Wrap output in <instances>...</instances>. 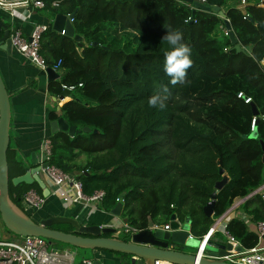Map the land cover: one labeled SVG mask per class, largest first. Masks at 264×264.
Segmentation results:
<instances>
[{"label": "trees", "instance_id": "1", "mask_svg": "<svg viewBox=\"0 0 264 264\" xmlns=\"http://www.w3.org/2000/svg\"><path fill=\"white\" fill-rule=\"evenodd\" d=\"M226 1L203 3L223 9L243 51L234 50L215 11L195 8L191 14L187 1L59 0L52 6L43 0L52 15L74 11L71 23L80 36L79 44L50 24L40 34V55L47 65L59 60L61 70L58 79L48 81V90L62 98L48 116H62L80 129L73 135L51 132L48 161L76 173L83 193L101 189L103 210L123 192L122 217L138 229L147 217L166 222L174 213L178 220L188 217L190 233L200 236L233 198H243L239 207L247 220L231 216L225 229L247 248L257 243L249 225L264 221V201L257 192L249 194L264 181V0H243L242 7ZM171 30L183 33L194 61L186 81L175 86L164 71L162 49L169 46L161 42ZM59 82L80 85L65 91ZM165 86L167 107H149V97L163 95ZM252 128L255 136L249 135ZM13 148L8 142V194L24 210L18 201L26 190L33 187L41 195V188L35 181H10L21 169ZM211 192L207 216L202 206ZM82 258L72 264H82Z\"/></svg>", "mask_w": 264, "mask_h": 264}, {"label": "water", "instance_id": "2", "mask_svg": "<svg viewBox=\"0 0 264 264\" xmlns=\"http://www.w3.org/2000/svg\"><path fill=\"white\" fill-rule=\"evenodd\" d=\"M191 3L193 14L195 8L204 10L215 11L216 14L222 19L223 25L226 28V34L235 51H243L240 47L233 32L231 31L227 19L224 17V12L218 5L208 6L199 0H183ZM74 11L68 14L56 13L51 21V27L56 31L73 37L80 44V36L74 33L73 26L69 18L73 17ZM11 47L9 38V27L0 15V48L9 51ZM45 72L48 79H56L61 73L55 71L47 66ZM253 114H257V109L254 103H250ZM9 96L8 91L3 83L0 75V223L2 227L9 230L13 234L19 235H38L44 237L47 242H61L74 246L75 248H89L94 251L96 248L112 250L120 253L123 260H127L125 264H153L155 259L166 260L175 264H236L226 261L223 258L215 256L228 252L231 244L227 240H212L208 239L202 249L206 255H199L197 249V238L194 236H187V228H189V219H183L182 228L179 229L176 222L174 213L168 217V229H163L159 224L153 226L150 217H147L146 226L128 235L114 234L115 226L110 223H81L74 216L65 214H49V215H33L28 213L25 209L20 208L8 194V171L6 161V148L9 141L8 127H9ZM49 130H64L69 135H73L80 129L74 125L67 124V122L58 116L49 120ZM81 130L87 131V126H82ZM250 136H255V128L249 133ZM262 150L264 151V143L261 142ZM264 160V153L262 155ZM43 152L29 154V159L22 160L21 165L23 172L10 177V181L15 184L18 182L31 183L37 182L41 188V194L46 196L49 192L43 178L38 174L41 166L47 164ZM219 172L222 169L219 167ZM226 176L218 179L214 183V188H219ZM251 191L249 194L254 192ZM123 192L118 194V200L108 210V214L118 217L120 214ZM248 194V195H249ZM14 195V194H12ZM215 193L211 192V199L208 200L203 206L202 211L205 215L210 216L213 209V198ZM247 196V195H246ZM244 196V197H246ZM243 199V198H242ZM34 211L36 208H32ZM121 221H126L125 217H121ZM53 223H67L72 229L70 231L51 227ZM264 237V234L262 235ZM183 245L194 246L193 252L182 249ZM235 249H243L237 243ZM93 264H99L97 260H93Z\"/></svg>", "mask_w": 264, "mask_h": 264}, {"label": "crops", "instance_id": "3", "mask_svg": "<svg viewBox=\"0 0 264 264\" xmlns=\"http://www.w3.org/2000/svg\"><path fill=\"white\" fill-rule=\"evenodd\" d=\"M225 5L238 6V3L227 0ZM220 9L223 11L222 8ZM0 15L7 23L9 30L12 26H17L23 33H28L34 23L51 25L54 16L48 9L35 7H18L13 12L0 10ZM260 63L264 67V55L261 57ZM0 75L6 90L9 92L8 142L14 147L13 155H19L18 157L27 161L31 152H43L41 148L42 138L48 137L51 133L48 115L52 109L61 104L62 98L48 90V81L51 79L47 78L45 69L39 68L12 46L9 51L0 48ZM65 97L67 98V96ZM22 165L18 174L23 172ZM38 174L43 178L40 170ZM46 185L49 192L46 196L41 194L44 199L41 205L32 211L33 215L65 214L76 217L81 223L103 224L108 222L114 226H117L121 221V215L114 217L108 214V211L100 207L98 200H92L86 204L79 202L66 204L51 191V187L47 183ZM255 189L264 190V181ZM240 201H236L235 205L227 211L228 215L225 213L224 218L233 215L247 218V215L239 207ZM214 220L211 224L215 223ZM249 227L254 228V225L250 224ZM10 235L14 234L4 227L0 228V238H8L11 237ZM210 239L217 241L222 239L223 241L225 237L223 235L220 237L210 236ZM256 244L258 246L264 245V237L258 238ZM88 251L92 253V256L85 258L97 260L99 264H125L120 254L115 251L101 248H96L94 251L88 249Z\"/></svg>", "mask_w": 264, "mask_h": 264}, {"label": "built area", "instance_id": "4", "mask_svg": "<svg viewBox=\"0 0 264 264\" xmlns=\"http://www.w3.org/2000/svg\"><path fill=\"white\" fill-rule=\"evenodd\" d=\"M203 2L204 0H199ZM59 0H50V5L55 6ZM244 4L243 0H239L238 5L242 7ZM43 0H0V10H6L13 12L18 7H35L43 8ZM227 19V18H226ZM72 20V17L69 18ZM45 23H34L28 33H23L19 27L12 26L9 30V38L11 46L21 55L29 59L32 63L37 65L41 69H45L47 66L51 67L55 71L59 72V60L52 65H47L43 57L39 53V38L40 34L47 28ZM223 33H226V28L220 25ZM62 33V31H59ZM78 83H65L59 82V86L65 91H71ZM240 95V92L236 93ZM244 101H249V97H244ZM49 139L43 137L41 141V148L45 155V159L48 161L49 155ZM40 172L43 175L45 183L51 188V191L57 195V197L63 203H88L92 200H100L103 191L101 189L94 190L91 194H85L81 190V183L78 179V175L74 172H63L61 169L51 164L49 161L46 165L40 167ZM259 194V197L264 201V190H255ZM252 192V193H254ZM44 197L39 195L34 189L30 188L22 196L23 203L29 208H37L41 205ZM240 197L233 198L231 204L224 210L220 215L213 217L215 219L214 224H210L208 229L200 236H194L197 238V251L199 255H206L207 253L202 249L205 242L210 239L213 232H219L225 237L231 247L228 252L215 256L217 258H223L228 262L236 264H264V245L258 246L257 244L251 247H243V249H235V245L239 243L236 238L230 235L226 229V221L230 218H224L227 211L235 205L236 201H240ZM26 210V209H25ZM226 213V214H225ZM175 215V214H174ZM228 215V214H227ZM234 216V215H233ZM240 217V216H239ZM241 218L247 220V218L241 216ZM178 223V228H182L183 220L174 218ZM212 223V222H211ZM159 225L153 222V226ZM163 229H168V220L160 224ZM254 228L257 233V239L262 237L264 234V221H257L254 224ZM121 230L125 235L131 234L138 228L128 224L126 221H120L115 230ZM187 230V236H193L189 228ZM12 238H0V264H72L74 251L69 248L57 249L51 245L52 242H47L44 237L38 235H19L14 234ZM240 244V243H239ZM164 262V263H163ZM82 264H93V260L90 258L83 257L81 259ZM153 264H175L166 260L155 259ZM195 264V263H194Z\"/></svg>", "mask_w": 264, "mask_h": 264}, {"label": "clouds", "instance_id": "5", "mask_svg": "<svg viewBox=\"0 0 264 264\" xmlns=\"http://www.w3.org/2000/svg\"><path fill=\"white\" fill-rule=\"evenodd\" d=\"M224 26V25H223ZM161 42L167 44V49L164 51V71L170 77V83L175 86L183 84L186 81L188 70L193 66L192 48L187 43L183 42V33L180 31H167L161 39ZM168 88H163V95L160 93L149 97V107L163 110L167 107ZM156 223V222H155Z\"/></svg>", "mask_w": 264, "mask_h": 264}, {"label": "rangeland", "instance_id": "6", "mask_svg": "<svg viewBox=\"0 0 264 264\" xmlns=\"http://www.w3.org/2000/svg\"><path fill=\"white\" fill-rule=\"evenodd\" d=\"M18 156H19V155L15 156V157L18 158ZM9 168H11L10 164H9ZM18 204H19L21 207H23L24 209H26V211L29 212V213H31V212L33 211V209L29 208L27 205H25V204L23 203V200H19V201H18ZM119 215L123 216V212H120ZM163 219H164V217L159 216L158 218L155 219V222L158 223V224H161L162 221H163ZM0 225H1V223H0ZM52 226H53V227H56V228H58V229H62V230H64V229H65V230H69V229L71 228V226H69V224H67V223H53ZM1 227H2V225H1ZM1 227H0V228H1ZM114 234L120 236V235H124V232H122L121 230L118 229V230H115V231H114ZM220 235H221V234H220ZM10 236H11V235H10ZM12 237H15V236L12 235L11 237H8V238H12ZM219 237H220V236H219ZM221 240H222V239H221ZM51 245H52L53 247H56L57 249L64 248V247H66V248H67V247H68V248H71V249L74 251V259H75V260L79 259L81 256H84V257H86V256H92V253L88 251L89 248L87 249V248H80V247H78V249H76V248H74L73 246H69V245H67V244H65V243H60V242H52ZM72 247H73V248H72ZM182 249H183V250H186V251H191V252H193L194 249H195V247H194V246H191V245H183V246H182Z\"/></svg>", "mask_w": 264, "mask_h": 264}, {"label": "bare ground", "instance_id": "7", "mask_svg": "<svg viewBox=\"0 0 264 264\" xmlns=\"http://www.w3.org/2000/svg\"><path fill=\"white\" fill-rule=\"evenodd\" d=\"M164 263V262H163Z\"/></svg>", "mask_w": 264, "mask_h": 264}]
</instances>
